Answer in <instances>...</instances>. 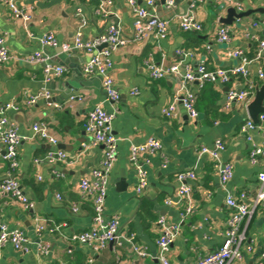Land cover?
Returning a JSON list of instances; mask_svg holds the SVG:
<instances>
[{
	"label": "crops",
	"instance_id": "crops-1",
	"mask_svg": "<svg viewBox=\"0 0 264 264\" xmlns=\"http://www.w3.org/2000/svg\"><path fill=\"white\" fill-rule=\"evenodd\" d=\"M109 1L117 17L103 18L98 13L101 0H18L19 8L32 17L26 29L23 21L0 0V36L5 37L15 58L0 67V107L18 106V110L8 112V117L24 138L19 147L20 168L12 172L9 163L0 159V181L15 176L24 195L34 203V208L27 210L15 199H0V221L10 230L22 231L29 240L26 253L15 250L10 244L0 247V264H90V260L91 264H162L158 247L160 232L156 226L160 217L180 227V233L167 254L171 264H192L223 244L232 211L227 205L228 195L238 197L246 192L247 202L253 206L258 177L264 172V157L256 163L250 161L251 147L241 133L242 125L249 118L246 105L236 101L226 108V97L229 91L252 90L255 94L256 87L264 84V78L259 75L260 70L264 73V66L255 61L259 44L264 39L261 24L264 0H236L243 12H252L248 17L237 19L233 25L220 22L221 18L227 17L229 9L223 7V0H176L171 10L159 4L155 10L149 8L150 12L171 19L168 35L163 40L150 36L113 53L111 75L120 94L116 104L107 101L99 75L84 73L88 60L86 53H67V61H61L57 53L61 45L73 42L80 26L79 9L87 21L83 29L85 41L94 40L118 20L123 36L130 38L134 32L130 0ZM137 3L144 6L142 0ZM192 3L195 5L192 10L203 25V30L195 33L183 31L177 21V16L186 14ZM220 27L230 29L228 43L218 41ZM50 32L56 34L60 46L42 49L39 39ZM179 50L191 56L183 59L177 54ZM236 50H242L244 56L252 60L248 77L235 75L226 83H207L201 90L197 89L196 83H189L188 88L196 95L198 120L190 119L181 104L177 106L176 116L163 114L174 101L180 78H150L145 64L147 59L152 57L158 63L163 59L167 64L178 63L183 72L187 69L197 75L202 60L209 71L238 66L240 61L230 55ZM39 51H44L53 64L66 67V74L45 82L42 64L22 60ZM44 89L50 91V100L40 99L34 106L26 104L30 96ZM134 90L138 92L136 95L132 94ZM73 96H80L82 100H76L73 107H69ZM96 106L109 112L114 107L118 109L112 123L113 131L120 139L118 161L111 173L105 215L107 219H119L120 234L125 237L135 235V242L148 252L146 257L136 254L125 240L95 252L87 245L64 240L59 233L46 231L39 236L35 230L36 217L64 225L62 232L66 236L86 232L93 224V202L83 197L79 184L93 169L100 167L104 157V147L91 146L85 131L88 114ZM36 123L48 126L58 140L57 146L34 136ZM262 126L264 128V124ZM254 138L257 143L263 141L260 131ZM150 139L157 140L162 147L159 151L140 155L148 184L138 193V174L130 161V149L132 145H142ZM217 140L226 145L221 161L234 168L233 178L225 185L221 183L215 161L200 155L203 146L213 147ZM50 151H63L67 155L66 161L55 164L36 162L44 159ZM183 171H194L197 176L188 183L196 207L190 215H185L186 203H179L178 198L181 185L177 174ZM243 232L244 259L230 264H264L261 260L264 207L254 209ZM41 245L48 246V253L40 252ZM247 246L252 250L245 251Z\"/></svg>",
	"mask_w": 264,
	"mask_h": 264
},
{
	"label": "built area",
	"instance_id": "built-area-1",
	"mask_svg": "<svg viewBox=\"0 0 264 264\" xmlns=\"http://www.w3.org/2000/svg\"><path fill=\"white\" fill-rule=\"evenodd\" d=\"M13 13L17 19H21L24 27L28 29V25L32 19L31 15L24 13L18 6V0H1ZM44 2L48 0H42ZM144 6L138 5L137 0H130V6L133 9V35L130 38L123 36V29L120 21L109 25L106 30L96 37L94 40L85 41L83 39V29L87 25V21L83 18L81 9L77 11L80 20V26L75 33L72 43L61 45V49L65 53L73 51H83L87 54L88 60L84 66V73L87 75H99L103 80V87L107 94V101L116 104L120 100V94L116 88L115 81L111 75L113 67L112 55L120 48L129 43L143 42L150 36L157 40H163L168 35L170 20L162 18L156 12H150V9L156 8L158 0H142ZM226 8L236 7L237 11L243 12V7L236 0H223ZM176 0H165V9L171 10L175 5ZM112 3L109 0H101L98 8V13L107 18L110 15H117L111 9ZM194 3L186 14L178 15L177 21L179 27L185 32H200L203 30L201 21L197 18L194 8ZM264 26V20L261 21ZM258 26V23L254 24ZM31 38H35L31 33ZM231 39L230 29L228 27H220L218 30V41L220 43H228ZM42 49L47 47L57 48L59 42L56 34L50 32L39 39ZM183 59L191 56L190 53L179 50L177 52ZM235 59L240 61L239 65L230 69H218L209 71L206 68L205 60L200 61L197 67V75L190 70L182 71L180 64H167L165 59L161 62H156L152 57L145 61L148 69L149 77L154 80L163 79L167 76H178L180 84L174 101L163 114L166 117L176 116L177 106L181 104L188 116L192 120H198L199 112L196 108L195 92L188 88L189 83H196L197 89L201 90L207 83H226L232 76H249V65L252 60L244 56L242 50H236L230 53ZM15 58L11 55L5 37L0 36V67L10 63ZM29 64H42L45 72V82H50L52 78L61 77L66 74L67 68L63 65H55L44 51L35 52L22 59ZM255 61L264 66V39L259 44V50L255 57ZM260 77L264 78L262 70L259 71ZM138 92L134 90L132 94ZM254 96L252 90L241 92L229 91L226 97V108H229L232 103L239 101L246 105L252 101ZM52 95L50 91L44 89L35 96H30L26 100L28 106H34L40 99L50 100ZM76 100H82L81 97L73 96L70 98L69 107H73ZM56 107H60L58 104ZM18 106L8 104L0 107V159L7 161L12 172H16L20 168L19 147L23 141V137L19 133L17 125L10 121L8 112L10 110H18ZM118 113L116 107L112 112L105 110L102 106H96L92 109L85 124V131L90 137V145H102L104 147V157L100 167L93 169L88 177L80 181L79 189L83 197L90 198L93 202V224L91 228L80 234L66 236L62 231L64 225H57L51 221L36 217L35 230L37 235L41 236L44 232L59 233L66 241L76 242L82 245H87L95 252H99L108 247L112 243L121 244L123 240L132 245L133 251L140 257L148 256V252L144 247L135 242V235L131 234L128 237L120 234L119 219L114 217L107 219L105 215L106 200L108 197L110 178L113 168L118 161V149L120 139L113 131L112 123ZM264 114L260 115L259 122L255 123L250 117L241 127V133L245 136L250 144V161L256 163L260 157H264ZM263 138L261 143L255 140V133L259 132ZM33 134L41 140L57 146L58 140L54 137L44 123H36L33 126ZM86 146V145H84ZM162 145L155 139H150L142 145H132L130 149V161L136 168L138 174V185L136 191L141 193L148 184L147 172L140 164L139 157L142 154L153 153L159 151ZM87 148V146H86ZM226 145L222 140H217L213 147L203 146L200 150V155L209 156L215 161V166L220 176L222 184H227L234 176V168L231 164H225L221 161V153L225 151ZM67 155L63 151H50L44 159H37L39 163L55 164L65 162ZM194 171H183L177 174V181L181 187L178 191L179 203L185 201V215L194 213L196 207L192 202V189L188 184L196 179ZM259 183L253 206L247 202L248 194L240 193L238 197L233 194L228 195L227 205L231 208V214L227 221L226 230L224 232V241L221 247L214 252L200 257L192 264H230L232 261H242L244 259V240L245 235L243 227L246 221L252 216L254 209L258 206L264 207V172L259 174ZM12 198L24 205L27 210L34 208V203L30 201L22 192L19 181L15 176H8L0 181V199ZM77 211V208L74 209ZM51 223V224H50ZM156 226L160 232L158 239L159 259L162 264H171L167 254L170 251V246L175 238L180 233V227L169 222L165 217H160ZM12 245L17 251L28 252L29 240L26 235L20 230H10L7 225L0 221V247ZM252 247L247 246L245 251H251ZM40 252L48 253V246L41 245ZM261 260L264 261V251L261 254ZM92 263V260L89 261Z\"/></svg>",
	"mask_w": 264,
	"mask_h": 264
},
{
	"label": "water",
	"instance_id": "water-1",
	"mask_svg": "<svg viewBox=\"0 0 264 264\" xmlns=\"http://www.w3.org/2000/svg\"><path fill=\"white\" fill-rule=\"evenodd\" d=\"M158 4L161 7L165 6V0H158ZM252 11L238 12L235 8H229L227 17L221 18L220 22L223 25H233V23L238 19H243L251 15ZM162 17V16H160ZM58 57L61 61H67L69 56L62 49L57 51ZM247 112L249 117L255 122H259L260 115L264 114V84L258 85L255 89V94L252 101L247 106ZM200 117V115H199ZM199 119V118H198Z\"/></svg>",
	"mask_w": 264,
	"mask_h": 264
},
{
	"label": "trees",
	"instance_id": "trees-1",
	"mask_svg": "<svg viewBox=\"0 0 264 264\" xmlns=\"http://www.w3.org/2000/svg\"><path fill=\"white\" fill-rule=\"evenodd\" d=\"M204 87H205V86H204ZM204 87H203V88H204Z\"/></svg>",
	"mask_w": 264,
	"mask_h": 264
}]
</instances>
